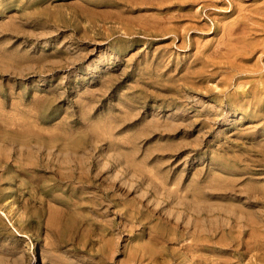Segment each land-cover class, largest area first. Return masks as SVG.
Masks as SVG:
<instances>
[{"label":"rangeland","instance_id":"374dc122","mask_svg":"<svg viewBox=\"0 0 264 264\" xmlns=\"http://www.w3.org/2000/svg\"><path fill=\"white\" fill-rule=\"evenodd\" d=\"M131 1L0 0V264H264V0Z\"/></svg>","mask_w":264,"mask_h":264},{"label":"bare ground","instance_id":"6f19581e","mask_svg":"<svg viewBox=\"0 0 264 264\" xmlns=\"http://www.w3.org/2000/svg\"><path fill=\"white\" fill-rule=\"evenodd\" d=\"M129 1H130V0H129ZM134 1H135V0L131 1V3L134 2ZM179 1H181V0H179ZM187 1H188V0H187ZM189 2H190V1H189ZM192 2H193V1H192ZM194 2H195V1H194ZM181 3H182V2H181ZM186 3H188V2H186ZM182 4H183V3H182ZM184 4H185V3H184ZM188 5H189V4H188ZM192 5H193V4H192ZM181 6H182V5H181ZM184 6H185V5H184ZM186 8H187V7H186ZM191 8H192V7H191ZM191 8H190V9H191ZM207 8H208V7H207ZM185 10H186V9H185ZM183 12H184V11H183ZM185 12L188 13L189 10H188V12H187V11H185ZM185 12H184V14H185ZM198 12H199V11H195V14H197ZM190 13H191V12H190ZM201 13H202V12H201ZM182 14H183V13H182ZM184 14H183L182 16H183V17H187V16H185ZM193 14H194V13H193ZM193 14H191V15H193ZM161 15H162V14H161ZM172 16H173V15H172ZM176 16H177V15H176ZM182 16H180V17H182ZM161 17H163V16H161ZM166 17H167V16H166ZM188 17H189V16H188ZM193 17H194V16H192V18H193ZM197 17H198V16H197ZM199 17H200V15H199ZM199 17H198V18H199ZM174 18H175V17H174ZM189 18H190V17H189ZM194 18H195V17H194ZM170 19L172 20V18H170ZM175 19H176V18H175ZM178 19H181V18H178ZM176 20H177V19H176ZM152 21H154V20H152ZM152 21L150 20V22H152ZM180 21H181V20H180ZM182 21H183V20H182ZM147 22H148V21H147ZM165 22H166V21H165ZM165 22H164V23H165ZM172 22H173V21H172ZM178 22H179V21H178ZM148 23H149V22H148ZM167 23H168V22H167ZM151 24H152V23H151ZM177 24H178V23H177ZM207 25H208V24H207ZM175 26H176V25H175ZM197 26H198V25H197ZM163 27H164V26H163ZM173 27H174V26H173ZM199 27H201V26H199ZM225 27H226V26H225ZM150 28H151V26H150ZM161 28H162V27H161ZM161 28H160V29H161ZM177 28H178V27H177ZM177 28H176V29H177ZM194 28H195V27H194ZM160 29H158V30H160ZM178 29H179V28H178ZM168 30H169V29H167L166 31H168ZM171 30L173 31V28L170 29V31H171ZM192 30H193V29H192ZM172 31H171V32H172ZM152 32H153V31H152ZM180 32H181V30L179 31V33H180ZM156 33H157V32H156ZM160 33H161V32H160ZM172 33H173V32H172ZM172 33H171V34H172ZM179 33H178V34H179ZM162 34H165V33H162ZM167 34H168V33H167ZM176 34H177V33H176ZM172 36H173V35H172ZM178 36H179V35H178ZM182 36H184V35H182ZM219 47H220V46H219ZM161 205H162V204H161ZM158 206H159V205H158ZM162 217H163V216H162ZM188 228H189V227H188ZM158 236H159V235H158ZM161 236L163 237V235H161ZM156 237H157V236H156ZM154 238H155V237H154ZM157 238H158V237H157ZM155 239H156V238H155ZM160 240H161V239H160ZM158 242H159V241H158ZM154 243H155V242H154ZM134 252H135V251H134ZM136 253H137V252H136ZM142 255H144V254H142ZM142 255H141V256H142ZM141 258H142V257H141Z\"/></svg>","mask_w":264,"mask_h":264}]
</instances>
